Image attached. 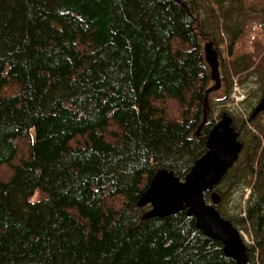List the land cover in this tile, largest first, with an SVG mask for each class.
<instances>
[{"label": "trees", "instance_id": "1", "mask_svg": "<svg viewBox=\"0 0 264 264\" xmlns=\"http://www.w3.org/2000/svg\"><path fill=\"white\" fill-rule=\"evenodd\" d=\"M182 1L0 0V264H235L185 212L142 220L136 206L157 170L182 180L205 153L201 42L227 33L229 59L242 33L226 0H207L206 17ZM246 151L215 189L249 188L244 207L243 191L234 213L216 207L250 235L248 264H264V125Z\"/></svg>", "mask_w": 264, "mask_h": 264}, {"label": "water", "instance_id": "2", "mask_svg": "<svg viewBox=\"0 0 264 264\" xmlns=\"http://www.w3.org/2000/svg\"><path fill=\"white\" fill-rule=\"evenodd\" d=\"M173 1L186 7L182 0ZM202 51L213 84L204 93L203 119L196 134H199L202 125L207 121L209 94L217 91L221 86L218 54L213 43L205 42ZM263 109L264 92L251 117H255ZM205 145V153L195 160L182 180L172 171L157 170L148 187L137 200L136 206L149 207L143 213L142 220L185 212L194 219L195 226L206 237L222 245L225 257L232 259L235 264H248L246 245L240 232L229 220L220 215L216 207L220 204L221 197L215 187L237 161L243 148L237 132L232 127L230 116L226 113L221 115L210 129ZM206 192H208V201L204 197Z\"/></svg>", "mask_w": 264, "mask_h": 264}, {"label": "rangeland", "instance_id": "3", "mask_svg": "<svg viewBox=\"0 0 264 264\" xmlns=\"http://www.w3.org/2000/svg\"><path fill=\"white\" fill-rule=\"evenodd\" d=\"M207 0H198L196 3V9L201 13L202 17H206L207 10L209 9L207 4ZM213 2L214 0H210ZM225 6H233L235 10L234 13L227 19V23H239L238 25L242 27V33L240 37L237 39L236 45L232 48V55L228 59L229 48H228V34L221 33L218 38L217 43L214 44V49L218 54V63H219V74L221 86L217 91H214L208 97V112L207 115L213 119L216 123L221 117L223 113H226L228 116L233 117L235 120L239 121L240 119H244L246 122V128L244 129L243 138V151H241L239 157L240 159L244 156L246 151V146L251 144V138L254 135L260 136V129L264 125V109L261 110L255 117H253V123H250L247 118L253 111V108L260 102L263 97L264 92V31H260L261 25H264V11H263V2L261 0H242L240 5H235L229 0H226ZM236 6V7H235ZM225 8V7H224ZM214 9L216 7L214 6ZM217 11V10H216ZM217 18H215L211 22V27L216 25ZM217 35L216 32L212 35ZM211 39H203L201 42L202 49L205 42L210 41ZM255 49L260 50L262 64L261 67L253 70L246 71L241 73L238 76H230L227 74V71L224 70L225 63L232 59H239L242 55L253 51ZM226 66V65H225ZM226 79V82L231 81V86L229 91V96L226 98V82L223 80ZM213 82L211 83V85ZM238 87L242 94L244 95L243 100L235 104L233 103L232 94L234 91V87ZM243 188H235L232 193H230L226 198H222L219 204L220 212L223 215H229L234 213L237 210L238 197L243 191V197L241 200L242 208L244 207V201H246V193ZM216 189V188H215ZM44 195L41 193L35 194L33 199L42 198ZM241 234L245 241L251 243V237L248 233L241 231Z\"/></svg>", "mask_w": 264, "mask_h": 264}, {"label": "built area", "instance_id": "4", "mask_svg": "<svg viewBox=\"0 0 264 264\" xmlns=\"http://www.w3.org/2000/svg\"><path fill=\"white\" fill-rule=\"evenodd\" d=\"M243 98H244V95L242 94L240 89H238V87L235 86L233 94H232L233 103L238 104V103H240V101L243 100ZM245 193L247 196V194L249 193V188L245 189Z\"/></svg>", "mask_w": 264, "mask_h": 264}]
</instances>
